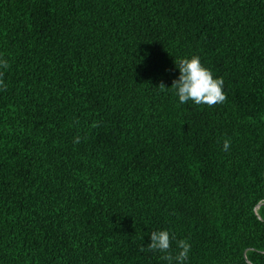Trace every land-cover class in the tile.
<instances>
[{
  "label": "trees",
  "instance_id": "obj_1",
  "mask_svg": "<svg viewBox=\"0 0 264 264\" xmlns=\"http://www.w3.org/2000/svg\"><path fill=\"white\" fill-rule=\"evenodd\" d=\"M0 59V264H264V0H0Z\"/></svg>",
  "mask_w": 264,
  "mask_h": 264
},
{
  "label": "clouds",
  "instance_id": "obj_2",
  "mask_svg": "<svg viewBox=\"0 0 264 264\" xmlns=\"http://www.w3.org/2000/svg\"><path fill=\"white\" fill-rule=\"evenodd\" d=\"M175 65L179 71L178 79L172 81L171 87H165L160 84L163 89L172 88L175 95L178 96L179 102L185 104L189 101L196 105L213 106L224 103L226 94L222 91L224 84L223 78H213L211 71L202 66L198 56L191 58H179L175 61ZM9 64L6 60L0 59V68L7 69ZM3 72H0V77ZM7 85L0 79V88L6 89ZM230 147V141L224 140L223 150L227 151ZM173 236L167 230L153 231L150 233V243L147 249L150 251L163 253L161 259L168 264H184L190 252V244L186 240L180 239L176 241L177 252L175 255L170 251ZM144 247L141 246V251Z\"/></svg>",
  "mask_w": 264,
  "mask_h": 264
}]
</instances>
